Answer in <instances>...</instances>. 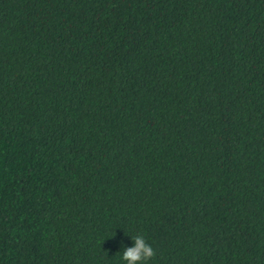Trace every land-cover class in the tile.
Returning a JSON list of instances; mask_svg holds the SVG:
<instances>
[{
	"label": "trees",
	"instance_id": "16d2710c",
	"mask_svg": "<svg viewBox=\"0 0 264 264\" xmlns=\"http://www.w3.org/2000/svg\"><path fill=\"white\" fill-rule=\"evenodd\" d=\"M125 232L264 264V0H0V264H124Z\"/></svg>",
	"mask_w": 264,
	"mask_h": 264
},
{
	"label": "clouds",
	"instance_id": "9594fccd",
	"mask_svg": "<svg viewBox=\"0 0 264 264\" xmlns=\"http://www.w3.org/2000/svg\"><path fill=\"white\" fill-rule=\"evenodd\" d=\"M125 235L130 237L132 244L127 246L123 241L121 242L122 254L120 259L124 264H149L156 256V251L152 245L146 241L142 234L132 236L125 232Z\"/></svg>",
	"mask_w": 264,
	"mask_h": 264
}]
</instances>
